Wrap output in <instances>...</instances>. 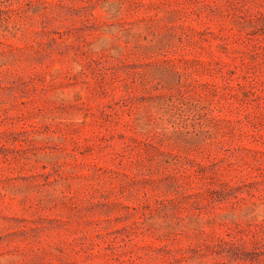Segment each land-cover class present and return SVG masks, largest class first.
Masks as SVG:
<instances>
[{
	"label": "rangeland",
	"instance_id": "374dc122",
	"mask_svg": "<svg viewBox=\"0 0 264 264\" xmlns=\"http://www.w3.org/2000/svg\"><path fill=\"white\" fill-rule=\"evenodd\" d=\"M0 264H264V0H0Z\"/></svg>",
	"mask_w": 264,
	"mask_h": 264
}]
</instances>
